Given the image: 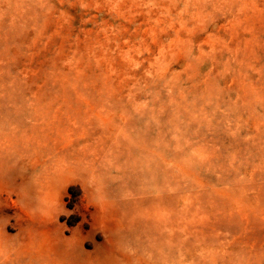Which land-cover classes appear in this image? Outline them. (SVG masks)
Masks as SVG:
<instances>
[{"label": "rangeland", "instance_id": "rangeland-1", "mask_svg": "<svg viewBox=\"0 0 264 264\" xmlns=\"http://www.w3.org/2000/svg\"><path fill=\"white\" fill-rule=\"evenodd\" d=\"M0 264H264V0H0Z\"/></svg>", "mask_w": 264, "mask_h": 264}]
</instances>
